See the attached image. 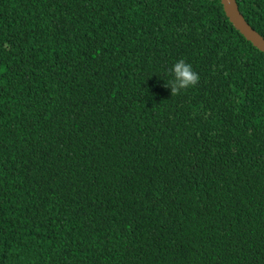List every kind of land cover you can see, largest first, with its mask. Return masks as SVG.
<instances>
[{
	"label": "trees",
	"instance_id": "trees-1",
	"mask_svg": "<svg viewBox=\"0 0 264 264\" xmlns=\"http://www.w3.org/2000/svg\"><path fill=\"white\" fill-rule=\"evenodd\" d=\"M0 264H264V53L219 0H0Z\"/></svg>",
	"mask_w": 264,
	"mask_h": 264
},
{
	"label": "water",
	"instance_id": "water-1",
	"mask_svg": "<svg viewBox=\"0 0 264 264\" xmlns=\"http://www.w3.org/2000/svg\"><path fill=\"white\" fill-rule=\"evenodd\" d=\"M224 15L232 27L258 51L264 53V37L256 32L238 10L236 0H219Z\"/></svg>",
	"mask_w": 264,
	"mask_h": 264
},
{
	"label": "clouds",
	"instance_id": "clouds-1",
	"mask_svg": "<svg viewBox=\"0 0 264 264\" xmlns=\"http://www.w3.org/2000/svg\"><path fill=\"white\" fill-rule=\"evenodd\" d=\"M170 72L173 79L167 87H170L172 96L180 94L182 90L195 87L199 83V75L193 70L191 64L183 59L177 61Z\"/></svg>",
	"mask_w": 264,
	"mask_h": 264
}]
</instances>
